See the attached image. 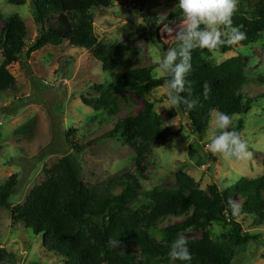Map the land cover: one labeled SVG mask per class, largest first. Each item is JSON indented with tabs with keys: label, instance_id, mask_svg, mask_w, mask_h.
<instances>
[{
	"label": "trees",
	"instance_id": "16d2710c",
	"mask_svg": "<svg viewBox=\"0 0 264 264\" xmlns=\"http://www.w3.org/2000/svg\"><path fill=\"white\" fill-rule=\"evenodd\" d=\"M28 0H9L25 5ZM118 0H30L39 34L32 45L27 44L28 30L18 15L5 20L0 32V91L15 87L16 79L10 66L18 63L24 54L29 58L47 46L58 47L68 42L81 47L101 62L104 71L116 74V83L98 86L101 96L83 98L85 105L95 110L105 109L112 116L123 107L134 108L137 101L123 94H133L144 100L138 115L129 113L110 132L136 149V173L125 172L111 178L103 187L87 184L82 179V168L74 155L63 157L47 171V179L34 187L25 203L13 211L16 221L24 224L36 236L41 235L43 246L61 256L65 264H159L171 262L170 245L188 231L204 234L196 241H187L192 254L190 264H232L235 251L232 246H244L258 240L260 235L243 233V225L233 212V196L245 199L241 213L254 219L255 225L264 224V174L255 179L243 178L230 189L213 184L208 191L198 188L197 182L184 171L176 175L178 191L154 190L148 201L134 209L132 203L143 191L140 178L145 177L146 160L151 156V144L164 143L179 131L161 128L162 118L153 103L146 100L151 90L166 85L167 77L154 78L156 64L144 65L139 54L127 46H115L99 41L94 30L93 12L108 9ZM183 14L180 9L162 19L170 22ZM232 25L246 33L245 43H256L264 34V0H236L231 17ZM225 32L227 28L223 29ZM226 53L231 45H223ZM192 70L186 79L191 82V98L196 106L188 109L180 105L172 110L186 114L191 127L198 134L210 126L209 113L215 109L233 117L247 115L263 93L251 94L264 86V77H251L246 62L238 55L220 64L210 59L208 49H194ZM142 64V65H141ZM209 85L205 93L204 85ZM264 89V88H263ZM187 95V93H182ZM244 121L239 119L234 130L241 133ZM81 153L84 147L75 146ZM191 155L196 153L191 145ZM16 176L0 185V206L7 204L15 191ZM186 214L178 224L160 230V222L169 217ZM213 223L229 227L230 233L222 243L211 238ZM161 233L160 240L154 236ZM119 239L117 248L109 239ZM175 264H189L175 260ZM16 264L13 253L0 247V264Z\"/></svg>",
	"mask_w": 264,
	"mask_h": 264
},
{
	"label": "rangeland",
	"instance_id": "374dc122",
	"mask_svg": "<svg viewBox=\"0 0 264 264\" xmlns=\"http://www.w3.org/2000/svg\"><path fill=\"white\" fill-rule=\"evenodd\" d=\"M177 5L178 0H118L108 9L93 12L94 30L99 41L127 46L140 55L144 65L156 64L169 47L178 43L175 35L182 16L166 23L161 18L177 11ZM13 15L25 22L27 44L32 45L39 27L30 0L25 5L0 0V32L5 20ZM164 25L176 31L168 33ZM209 53L210 59L218 64L241 55L249 76L264 77V34L256 43L240 41L231 45L229 52L218 49ZM2 61L0 51V65ZM10 72L16 79L15 87L0 91V185L6 184L13 176L17 180L7 204L0 206V247L15 255L16 264H65L61 256L44 248L41 235L36 236L14 219L13 211L25 203L34 187L47 179V171L68 155L78 159L83 181L93 186L103 187L111 178L125 172L136 173V149L119 136L110 137V132L129 113L138 115L144 107V100L133 94H123V97H131L137 102L134 108L125 106L115 116L105 109L95 110L85 105L82 99L100 97L97 87L116 83L117 73L104 71L92 53L68 42L58 47L47 46L29 58L24 54L18 63L10 66ZM152 76L163 77L155 69ZM261 87L251 96L263 93L264 86ZM167 91V86L163 85L145 97L161 116L162 129L179 131L180 134L168 137L164 143L151 144L145 177L140 178L143 191L132 203L134 209L144 205L148 194L156 189L178 191L176 175L179 171L189 174L203 191H208L213 184L223 190H232L243 178L263 176L264 98L253 104L249 114L236 116L233 120V128L239 119L244 121L240 135L247 141L251 153L240 160L214 154L207 148L211 126L198 134L191 127L188 115L177 111V115L172 116V110L176 108L169 103ZM76 145L83 146L84 150L76 152ZM191 145L196 151L194 155L189 152ZM231 202L239 208L234 216L243 225V233L261 236L241 247L233 245L236 255L232 264H264V224L255 225L253 218L241 213L245 199L235 195ZM186 216L179 214L163 219L160 230L181 223ZM209 229L211 238L218 243L230 233L229 227L219 223H213ZM154 236L160 240V231ZM182 236L187 241H196L204 234L188 231Z\"/></svg>",
	"mask_w": 264,
	"mask_h": 264
},
{
	"label": "clouds",
	"instance_id": "9594fccd",
	"mask_svg": "<svg viewBox=\"0 0 264 264\" xmlns=\"http://www.w3.org/2000/svg\"><path fill=\"white\" fill-rule=\"evenodd\" d=\"M182 12L179 30L164 25L168 33L176 31V46L169 47L156 61L155 71L163 77L167 86V99L174 107L185 105L188 109L196 106L197 101L191 98V82L186 79L192 70L191 57L194 49L217 51L223 45H235L246 39V33L232 25V15L236 0H178ZM161 18L167 19L165 15ZM227 28V31H223ZM205 93L209 85H204ZM187 93V95H182ZM211 136L207 148L214 154L224 157L245 159L251 155L247 141L241 138L233 128V117L213 109L209 113ZM164 126L162 125L161 128ZM231 129V130H230ZM233 212L239 208L233 205ZM109 244L117 248L119 239H109ZM169 257L172 261L191 262L192 254L184 236H178L170 245Z\"/></svg>",
	"mask_w": 264,
	"mask_h": 264
}]
</instances>
